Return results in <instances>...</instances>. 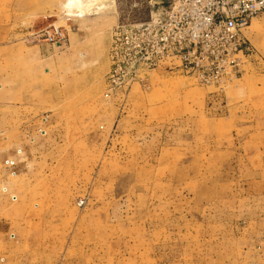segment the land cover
I'll return each mask as SVG.
<instances>
[{"label":"rangeland","instance_id":"obj_1","mask_svg":"<svg viewBox=\"0 0 264 264\" xmlns=\"http://www.w3.org/2000/svg\"><path fill=\"white\" fill-rule=\"evenodd\" d=\"M135 1L0 5L14 32L55 22L66 43L81 15L148 20ZM244 34L242 71L220 84L164 65L115 73L109 50L103 81L59 99L74 111L63 144L27 163L20 200L0 184V264H264V15Z\"/></svg>","mask_w":264,"mask_h":264},{"label":"crops","instance_id":"obj_2","mask_svg":"<svg viewBox=\"0 0 264 264\" xmlns=\"http://www.w3.org/2000/svg\"><path fill=\"white\" fill-rule=\"evenodd\" d=\"M110 18L81 15L66 43L50 45L30 38L34 25L14 32L11 11L0 5V184L9 201L20 200V183L27 185L20 178L30 176L27 163L43 161L63 144L74 111L55 108L59 99L82 96L107 75L115 26ZM72 73L71 89L60 91L61 80ZM11 160L14 167L7 164Z\"/></svg>","mask_w":264,"mask_h":264},{"label":"built area","instance_id":"obj_3","mask_svg":"<svg viewBox=\"0 0 264 264\" xmlns=\"http://www.w3.org/2000/svg\"><path fill=\"white\" fill-rule=\"evenodd\" d=\"M148 1L152 8L148 20L114 27L110 60L115 73L118 68L129 67L137 76L164 65L196 77H211L217 84L223 77H238L248 58L244 30L255 17L264 15V0ZM139 2L135 1L134 6ZM29 36L50 45H62L66 40L63 27L55 22ZM111 73L107 79L114 86L119 77ZM7 164L15 166L13 160Z\"/></svg>","mask_w":264,"mask_h":264},{"label":"bare ground","instance_id":"obj_4","mask_svg":"<svg viewBox=\"0 0 264 264\" xmlns=\"http://www.w3.org/2000/svg\"><path fill=\"white\" fill-rule=\"evenodd\" d=\"M81 3H82V0H69V2H67L66 6L67 7H72L73 5L80 6Z\"/></svg>","mask_w":264,"mask_h":264}]
</instances>
